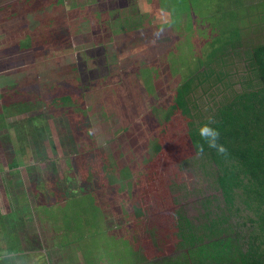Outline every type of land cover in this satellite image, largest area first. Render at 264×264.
Instances as JSON below:
<instances>
[{"label": "rangeland", "instance_id": "374dc122", "mask_svg": "<svg viewBox=\"0 0 264 264\" xmlns=\"http://www.w3.org/2000/svg\"><path fill=\"white\" fill-rule=\"evenodd\" d=\"M225 1L166 0L162 6L159 0H0V93L12 86L38 84L36 89L45 98L59 92L55 86L61 82L82 84L84 91L92 87L85 97L91 136L86 130L77 140L67 131L70 121L65 116L51 118L41 104L43 108L36 105L43 114L36 124L43 129L40 134L24 142L14 132L9 134L19 152L18 171L10 167L8 149L0 147V232L6 237L5 228H10L12 234L2 239L21 248L31 237L42 250H15L0 264H46L40 254L50 264H131V259L146 264L180 256L184 249L179 246L178 228L171 227L177 223V211L201 225L207 222L203 202L222 199L208 157H192L170 171V187L163 192L168 198L145 200L139 230L134 228L139 219L132 218V210L139 199H146L140 177L151 140L160 132L150 112L154 106H170L177 89L190 82L186 61H192V54L221 40L218 27L230 15L228 8L234 7ZM221 9L228 14L225 20ZM212 11L217 13L211 17ZM205 12L209 18H197ZM162 23L167 27L163 29ZM250 23L252 41L262 42L264 32L259 27L253 31L256 24ZM122 28L126 31L117 34ZM226 61L225 67L215 64V68L230 73L229 81L239 90L246 71L244 56L231 54ZM222 77V82L215 75L191 83L185 96L189 113L179 110L171 119V136L189 130L187 117L195 125L209 118L207 100L225 90L228 76ZM93 144L105 148L109 157L108 167L117 180L110 192L88 194L80 189L85 173L75 157ZM102 160L95 162L97 169L104 167ZM57 173L66 186L61 203L54 202L50 192L49 178ZM108 173L95 172L92 178L106 182ZM162 203L174 206L162 209ZM98 230L104 232L97 235Z\"/></svg>", "mask_w": 264, "mask_h": 264}, {"label": "trees", "instance_id": "16d2710c", "mask_svg": "<svg viewBox=\"0 0 264 264\" xmlns=\"http://www.w3.org/2000/svg\"><path fill=\"white\" fill-rule=\"evenodd\" d=\"M165 1L159 0V4L164 6ZM225 2L233 3L235 8H228L230 15L222 13L223 8L220 11L224 20L228 15L223 25L218 27L222 36L221 40L213 41L201 53L192 54V61H186V71L190 82H186L185 86L177 89V96L170 106H154L150 112L152 122L158 123L160 132L151 140L148 150L149 159L140 177L141 193L146 199H139L133 207L132 218L135 216L139 219L134 228L139 230L143 226L141 218L146 214L145 200L154 197L163 201L168 198L167 194L163 195V192L170 187V171L195 156L208 157L215 166L216 181L222 199L220 202L211 200L203 202L205 212L203 218L207 222L201 225L195 226L182 212L177 211L175 218L177 223L175 222L171 227L178 228L179 246L184 250L179 257L166 256L161 260L148 261L146 264H264V40L255 42L249 36V29L252 27L250 22L256 24L253 31L259 27L264 32V0ZM179 5V10H184V7ZM243 5L246 6L241 7ZM240 10L243 11L239 12ZM216 13L209 15L212 17ZM206 15L207 12L203 15L199 14L197 18H209ZM193 25L190 22L189 26L193 27ZM164 26L167 27L162 23V28ZM194 27L199 28L198 25ZM125 31L122 28L116 33L121 35ZM231 54L243 55L246 64L239 90L234 89L235 83L229 81L230 73L218 72L215 68V64L225 67L226 57ZM206 66L207 68L202 72L200 69ZM183 67L185 68V65ZM158 74L159 69L156 68L154 71L156 84ZM215 75L220 82L223 81L224 75L228 76V79L224 86L225 90L219 91L215 98L207 100V106L210 109L209 118L195 125L187 117L189 130L179 136H171L168 129L171 119L179 110L183 115L189 113L188 100L186 103L185 96L192 86L191 83L195 79L203 83ZM70 84L61 82L55 86L59 92L45 98H42L41 91L36 89L38 84L25 88L12 86L6 92L0 93V147L5 148L6 151L8 149L12 170L18 171L20 161L17 156L19 152L9 134L14 132L16 138L24 142L30 136L42 132L43 129H38L36 124L41 119L40 115L43 114L42 110H37L36 105L40 108H43V105L51 118L65 116L64 119L70 121L67 131L74 134L77 140L86 130L89 136L92 135L90 132L92 127L88 121V107L85 103V97L92 91V87L88 86L87 89L85 87L84 91L82 84L68 86ZM210 121L212 126L218 128L221 133L219 142L227 149L225 153H218L216 149L209 148L199 134V128ZM69 132L66 133L69 134ZM91 142L94 143V140ZM93 145L89 148H87L89 144L87 147L84 146L75 157L85 173L80 189H84L88 194L95 190H101L102 193L110 192L112 191L110 188L115 186L117 180L108 167L109 157L105 148ZM201 146H203V152H201ZM99 158L105 162L101 169L95 166ZM51 170L56 171L55 167ZM107 171H109V179L106 182L101 177L97 181L92 178L95 172L101 174ZM49 180L50 192L54 196L53 201L61 203L66 198L62 192L66 186L58 173L53 174ZM171 202L176 207L174 201L171 200ZM172 203H162L164 205L162 209L174 206ZM156 212L158 213L157 208ZM162 212L166 217L167 212ZM5 230L6 237L12 235L9 233L10 228ZM99 232L104 231L98 230L96 234H100ZM226 235L228 237H224ZM2 237L0 232V263L11 256L15 250L42 251L41 247H36V240L31 237L27 245L21 248L19 243L13 244V241L3 240L6 237L3 239ZM129 253L133 255V251ZM39 258L45 260L46 264H50L44 254H40ZM131 264H134L132 259Z\"/></svg>", "mask_w": 264, "mask_h": 264}, {"label": "clouds", "instance_id": "9594fccd", "mask_svg": "<svg viewBox=\"0 0 264 264\" xmlns=\"http://www.w3.org/2000/svg\"><path fill=\"white\" fill-rule=\"evenodd\" d=\"M199 134L211 149H216L218 153H225L227 149L219 142L221 133L218 128L212 126V122L206 123L199 128ZM203 152V146H201Z\"/></svg>", "mask_w": 264, "mask_h": 264}]
</instances>
